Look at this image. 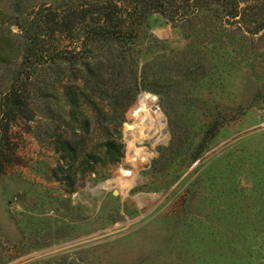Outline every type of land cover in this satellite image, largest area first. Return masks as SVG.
<instances>
[{"label":"rangeland","instance_id":"1","mask_svg":"<svg viewBox=\"0 0 264 264\" xmlns=\"http://www.w3.org/2000/svg\"><path fill=\"white\" fill-rule=\"evenodd\" d=\"M0 264H264V0H0Z\"/></svg>","mask_w":264,"mask_h":264},{"label":"trees","instance_id":"2","mask_svg":"<svg viewBox=\"0 0 264 264\" xmlns=\"http://www.w3.org/2000/svg\"><path fill=\"white\" fill-rule=\"evenodd\" d=\"M102 9H104L103 10V13L105 14V17H108L109 16V14L112 12V13H116V11H117V9H118V5L116 4V3H111L110 5H108V6H103V8ZM10 102L12 103V105L13 106H15V108H16V110H20V108L19 107H21V103H20V101H19V99L18 98H10ZM7 108V107H6ZM14 112V110H12V108L11 107H8V109H6L5 111H4V115H6V117L8 118V115L10 114L11 115V113H13ZM9 120V119H8ZM8 124V123H7ZM8 126V125H7Z\"/></svg>","mask_w":264,"mask_h":264}]
</instances>
